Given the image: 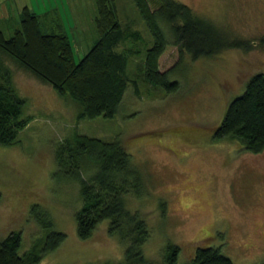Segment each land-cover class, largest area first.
Returning <instances> with one entry per match:
<instances>
[{"label": "rangeland", "instance_id": "obj_1", "mask_svg": "<svg viewBox=\"0 0 264 264\" xmlns=\"http://www.w3.org/2000/svg\"><path fill=\"white\" fill-rule=\"evenodd\" d=\"M179 1L225 27L231 37L248 41L249 48L193 59L169 44L160 57L161 70L183 62L171 77L179 89L167 92L144 78L142 59L152 38L135 1L117 0L122 26L141 31L144 41L126 43L134 50L129 74L140 93L130 86L112 118H78L80 107L71 97L12 65L15 84L21 86L17 91L26 100L25 117L31 120L14 145H0V239L19 231L21 252L27 254L47 245L50 229L64 233L61 244L45 252L38 264H123L125 245L107 235L109 220L87 240L77 234L82 183L71 173L75 167L61 171L56 161L57 148L76 133L121 140L144 169L146 195H129L126 203L149 225L148 258L161 264L168 246H179V262H186L192 244L199 243L221 246L234 264H264V151L251 153L237 141L213 139L228 103L245 91L253 74L264 73V0ZM18 6L40 15L49 29L58 30L62 22L76 61L99 38L96 0H21ZM16 12V21L2 26L6 37L20 27ZM81 167L82 176L90 179L94 163L85 160ZM43 211L52 228L38 222Z\"/></svg>", "mask_w": 264, "mask_h": 264}, {"label": "trees", "instance_id": "obj_2", "mask_svg": "<svg viewBox=\"0 0 264 264\" xmlns=\"http://www.w3.org/2000/svg\"><path fill=\"white\" fill-rule=\"evenodd\" d=\"M134 1L152 38L142 59L144 78L167 92L179 89V81L171 77L183 62L180 59L170 69L161 70L160 57L169 44L193 59L211 57L226 48H249L248 41L231 37L225 27L179 0ZM96 3L99 38L80 61L75 60L72 40L62 22L58 23V30L49 29L50 23H43L42 17L28 7L22 9L20 27L11 36L6 37L0 26V145H14L31 120L25 117L26 100L17 91L16 86H21L15 84L12 65L47 83L60 96L71 97L80 107L78 118H112L119 112L130 86L140 93L138 81L129 74V57L134 50L127 48L126 43L144 41V37L141 31L122 26L117 0ZM214 128L216 141H237L251 153L264 151V73L250 77L245 91L228 103L222 121ZM85 160L95 166L90 179H85L80 170ZM56 161L61 171L75 167L71 173L82 183L83 205L76 215L79 238L89 239L101 222L109 220L107 235L125 245L123 264H160L144 254L151 232L147 221L126 203L129 195H146L149 178L121 140L76 133L57 148ZM159 205L165 215L161 200ZM40 213L41 226L52 228L49 213ZM44 215L48 218L43 219ZM64 238V233L50 229L46 246L22 254L21 233L10 232L0 239V264H38L42 255L57 248ZM179 250V246H168L161 264H234L221 246L194 243L189 250L190 260L182 263Z\"/></svg>", "mask_w": 264, "mask_h": 264}, {"label": "crops", "instance_id": "obj_3", "mask_svg": "<svg viewBox=\"0 0 264 264\" xmlns=\"http://www.w3.org/2000/svg\"><path fill=\"white\" fill-rule=\"evenodd\" d=\"M21 0H0V26L3 28L10 27L11 22L16 21L14 19V11L17 10L16 13H19L18 17L20 21V15H21V8L18 6V3ZM25 6V5H24ZM23 6V7H24ZM2 23V25H1Z\"/></svg>", "mask_w": 264, "mask_h": 264}, {"label": "flooded vegetation", "instance_id": "obj_4", "mask_svg": "<svg viewBox=\"0 0 264 264\" xmlns=\"http://www.w3.org/2000/svg\"><path fill=\"white\" fill-rule=\"evenodd\" d=\"M262 41L264 42V38H262Z\"/></svg>", "mask_w": 264, "mask_h": 264}]
</instances>
